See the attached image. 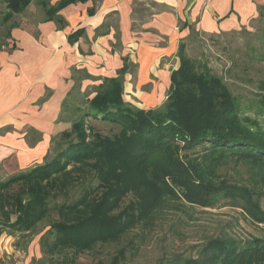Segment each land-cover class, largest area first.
Masks as SVG:
<instances>
[{"label":"trees","instance_id":"1","mask_svg":"<svg viewBox=\"0 0 264 264\" xmlns=\"http://www.w3.org/2000/svg\"><path fill=\"white\" fill-rule=\"evenodd\" d=\"M31 1L0 0L4 8L0 48L7 45L5 39L14 26L10 20ZM77 1L86 0L39 4L45 20L62 25L58 11ZM82 32L71 33L69 41ZM176 54L178 67L170 73L161 105L139 108L123 98L125 74L132 66L123 56L114 76L95 78L100 82L91 96L74 105L65 99V115L59 120L70 125L51 138L52 156L0 181V235L14 237L13 246L20 249L23 239L39 234L42 256L32 257L34 264H75L96 246L118 241L138 226H151L167 199L202 208L234 206L264 226L261 192L239 183L211 181L212 167L226 156L252 160L264 170V126L239 113L237 99L221 77L205 66L197 68L185 55L183 39ZM259 87L264 107V81ZM100 126H106L107 132ZM51 213L56 218L34 232ZM128 251L120 247L105 264H123ZM196 260L264 264V237H213L184 264H200Z\"/></svg>","mask_w":264,"mask_h":264},{"label":"crops","instance_id":"2","mask_svg":"<svg viewBox=\"0 0 264 264\" xmlns=\"http://www.w3.org/2000/svg\"><path fill=\"white\" fill-rule=\"evenodd\" d=\"M39 1L13 16L7 45L0 48V171L7 176L42 161L51 138L70 125L59 120L65 99L74 105L89 95L80 82L114 76L123 56L142 85L165 71L161 61L193 32L214 36L264 23V0L77 1L58 11L62 25L45 20ZM3 11L0 3V16ZM78 29L83 32L71 43L68 36ZM138 96L148 102L147 94ZM0 242L6 264L15 252L11 236L2 233Z\"/></svg>","mask_w":264,"mask_h":264},{"label":"rangeland","instance_id":"3","mask_svg":"<svg viewBox=\"0 0 264 264\" xmlns=\"http://www.w3.org/2000/svg\"><path fill=\"white\" fill-rule=\"evenodd\" d=\"M136 7L140 6L137 4ZM184 41L185 55L194 60L199 70L205 66L210 73L222 78L237 99L239 113L254 117L264 126V107L260 102L259 87L260 82L264 81V23H259L251 31L241 30L214 36L193 32ZM178 63L177 54L162 60L160 65L166 64L165 71L152 76L151 81L142 85L135 82L134 70L125 79L123 98L139 108L161 105L169 86L166 76L178 67ZM98 83V80H87L80 82V88L91 96ZM141 92L148 95L147 103L140 100L138 93ZM100 127L107 132L106 126ZM54 148L55 142H51L48 157L52 156ZM212 173L211 181L215 185L239 183L261 192L260 204L264 210V170L261 164L226 156L212 167ZM8 176L0 171V181ZM55 218L56 214L51 213L37 225L34 232L45 229ZM224 236L239 240L264 237V226L250 221L234 206L202 208L167 199L155 212L151 226H138L118 241L100 244L92 251L81 254L75 264H105L123 246L129 248L123 264H184L186 259L196 258L199 245L202 246L213 237ZM38 237L39 234H32L23 239L20 249L13 246L15 238L11 237L15 252L10 259H5L6 264H34L32 257L37 259L42 256L37 245ZM131 243L134 246L130 248Z\"/></svg>","mask_w":264,"mask_h":264}]
</instances>
